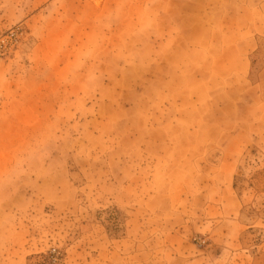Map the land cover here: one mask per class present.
<instances>
[{
    "label": "rangeland",
    "instance_id": "374dc122",
    "mask_svg": "<svg viewBox=\"0 0 264 264\" xmlns=\"http://www.w3.org/2000/svg\"><path fill=\"white\" fill-rule=\"evenodd\" d=\"M217 37L218 105L199 74ZM211 244L264 264V0H0V264H185Z\"/></svg>",
    "mask_w": 264,
    "mask_h": 264
},
{
    "label": "crops",
    "instance_id": "0c3cea01",
    "mask_svg": "<svg viewBox=\"0 0 264 264\" xmlns=\"http://www.w3.org/2000/svg\"><path fill=\"white\" fill-rule=\"evenodd\" d=\"M169 14L171 13V11H169L167 9V11H163V12H157V15H162V14ZM190 23H191V20L189 19ZM174 22V21H173ZM159 24V23H156V25ZM183 27L182 29L185 30V26L186 28L188 27L190 30L194 29V26L192 27V25H187V23L183 22ZM157 27L159 28V26L157 25ZM153 29V27H152ZM154 29H155V26H154ZM191 32V31H189ZM210 41V40H208ZM215 47H213V45H211L210 49L206 50V49H199V52L202 53V55L204 56H208L207 57H202V59L205 60V63L200 65L199 68L201 69L199 74H200V79L203 80L202 82H204L203 86H206V96L207 98H210L209 100H212L214 99V103H216L218 105V37L217 38H214L213 41H211ZM244 43H247V44H244ZM242 42L240 48H239V56H237V59L235 60L236 62L239 60V57L240 58H243L245 60V57L247 54V52L249 51V47H250V50H253V48L255 47V42L252 40V39H246L245 42ZM249 47H248V46ZM245 46V47H243ZM192 50L191 47L189 46H186V54L183 56L182 58V62L183 64H188L190 63L191 61V58L186 56L190 53V51ZM208 64V65H207ZM212 64V65H211ZM204 69V70H202ZM192 72V69H182V71H178V72H170L168 73V77H167V81H166V87L168 88V91H165L166 93L170 94V95H173V94H179L180 92L177 91L176 89L174 88H170V80L169 79H172L173 81L177 79V77H183V79L185 78L186 75H188V73H191ZM190 84V83H188ZM186 85H184L182 88V91L184 93H186L187 91V87H185ZM196 95V94H195ZM197 96V95H196ZM197 98H199L197 96ZM177 100V99H176ZM200 102V100H199ZM215 105V104H214ZM182 110H179V113H181ZM170 123H168L167 125H169ZM202 173H209L211 176H213V182L212 183H208V184H205V186L207 187V189H209L210 191L212 192H218V179L215 181V178L216 175H218V168H202ZM171 189H174V185H171ZM183 189V188H182ZM216 201V200H214ZM210 207H214V208H217L216 207V204L212 205V204H209ZM213 229V228H212ZM223 251H226L225 249H220L218 251V248L214 247L213 244L209 245L208 248L204 249L201 253V255L203 256H199V257H194V258H189V259H186L185 260V264H195L197 261L199 263L201 262H206V260H214L215 261V264H218V258H220L222 256V254L224 253ZM237 254V251L231 249L230 251V257H231V262L230 264H237L238 262L236 261V259L233 257L234 255ZM212 257V259L210 258ZM249 262V261H248ZM248 264V263H247Z\"/></svg>",
    "mask_w": 264,
    "mask_h": 264
}]
</instances>
